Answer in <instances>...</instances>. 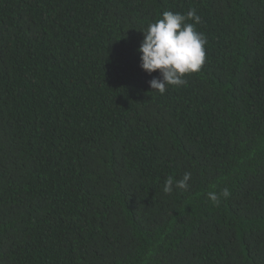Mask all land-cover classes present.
<instances>
[{"label": "trees", "instance_id": "trees-1", "mask_svg": "<svg viewBox=\"0 0 264 264\" xmlns=\"http://www.w3.org/2000/svg\"><path fill=\"white\" fill-rule=\"evenodd\" d=\"M190 9L161 94L141 30ZM0 264H264V0H0Z\"/></svg>", "mask_w": 264, "mask_h": 264}, {"label": "clouds", "instance_id": "clouds-1", "mask_svg": "<svg viewBox=\"0 0 264 264\" xmlns=\"http://www.w3.org/2000/svg\"><path fill=\"white\" fill-rule=\"evenodd\" d=\"M188 21H192L189 23ZM200 23V16L195 9L187 13L163 11L154 22L142 29L143 39L137 51L140 67L151 74L159 70V78L148 81L150 88L161 94L166 87L181 86L187 83L183 78L188 73L198 72L205 62L204 45L206 37L198 32L195 25ZM191 173L185 172L180 179L169 176L164 181L163 192L170 194L173 188L187 190ZM221 195L227 198L230 193L227 188L221 193L210 191L207 197L214 205H219Z\"/></svg>", "mask_w": 264, "mask_h": 264}]
</instances>
